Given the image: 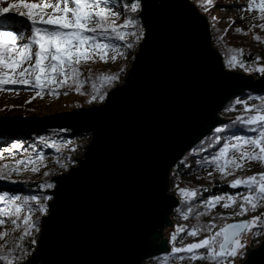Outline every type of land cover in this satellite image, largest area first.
Here are the masks:
<instances>
[{
	"label": "water",
	"instance_id": "95a60500",
	"mask_svg": "<svg viewBox=\"0 0 264 264\" xmlns=\"http://www.w3.org/2000/svg\"><path fill=\"white\" fill-rule=\"evenodd\" d=\"M140 2L144 40L104 104L0 116V132L91 136L76 166L53 179L37 249L24 264H143L168 254L164 231L179 205L169 193L171 170L224 123L218 114L234 97L264 94V75L226 70L207 19L189 0ZM242 264H264V241Z\"/></svg>",
	"mask_w": 264,
	"mask_h": 264
},
{
	"label": "snow or ice",
	"instance_id": "6c2138e0",
	"mask_svg": "<svg viewBox=\"0 0 264 264\" xmlns=\"http://www.w3.org/2000/svg\"><path fill=\"white\" fill-rule=\"evenodd\" d=\"M120 0H39L38 3L28 0H15L0 6V93L15 92L19 95L20 88L34 91L31 103L44 94L59 97L61 89L74 90L78 94H85V86L91 88V100L103 101L107 89L118 80L120 73L101 72L93 75L91 70L87 75L81 68L82 64L99 61L107 64L115 62L126 55L123 48L131 49L144 35L135 16L140 10V0H133L122 4L123 12L116 7ZM213 5V0H203L205 10ZM255 5V9H254ZM246 11L256 10L260 13L259 19L264 21V0H249ZM7 13H14L21 18L17 21ZM123 16L122 23H118ZM213 19H216L215 17ZM235 23L232 21L231 24ZM23 24L22 27L14 25ZM264 30V23L253 25ZM228 30L225 29V33ZM236 33H243L239 27ZM246 34V33H244ZM134 38V39H133ZM223 38V37H221ZM257 41L260 40L256 36ZM110 40L123 42L121 45L110 43ZM244 49L228 48L225 55V65L229 69L237 67L244 71H255L264 74V66L250 67L249 61L244 59ZM260 57H255L258 65ZM123 70L121 69V72ZM259 103H249L253 98H236L234 103L225 111H234L236 105L243 106V114L237 115L231 124L216 127L213 134L207 137V143L201 141V151L215 145H222L210 156L198 161L201 167H213L222 176L235 175L243 170L248 162L264 164V96L258 97ZM240 127L246 132L255 135L231 134L222 137L230 128ZM67 131L61 129L59 132ZM58 135V133H57ZM38 143L44 148L54 149L56 153L62 151V146L71 144L70 140H57L55 137L40 136ZM31 152L26 158L15 159L14 164L0 165V181H11L13 174L20 175L24 171L40 172L44 166V153L37 151L35 144L29 145ZM28 151L20 142L0 151V160L4 159V151L13 154L17 151ZM75 151V149H71ZM193 151H196L194 149ZM59 163V159L57 160ZM63 166V165H62ZM48 172H44L47 177ZM212 173L209 172V176ZM52 183H40L41 192L53 188ZM231 189L242 188L244 192L213 195L201 200L204 212H196L197 219L218 205L225 209L239 204L236 216H243L248 212H255L264 205V173L238 177L228 185ZM181 199L190 204L196 200L202 191L209 189H178ZM51 197L40 193L17 194L9 191H0V264H22L30 255L32 245L36 241L29 239L34 232L39 231L40 216L48 211L47 201ZM193 207L182 212L184 220L193 214ZM39 214V215H38ZM224 219V217H221ZM11 225V227H6ZM19 232L16 236L14 233ZM182 233L189 237H196L207 233L204 239L184 246H173L171 257L184 261H209L210 264H233L246 245L243 237L246 234L259 235L264 233V216H254L251 220H241L237 223H226L218 227L215 221L207 224H196L192 227L178 225L171 234L173 245ZM205 250L201 252L200 250ZM183 253L184 255H180ZM169 255L162 258V264H169ZM175 264V261L172 262Z\"/></svg>",
	"mask_w": 264,
	"mask_h": 264
},
{
	"label": "trees",
	"instance_id": "16d2710c",
	"mask_svg": "<svg viewBox=\"0 0 264 264\" xmlns=\"http://www.w3.org/2000/svg\"><path fill=\"white\" fill-rule=\"evenodd\" d=\"M195 5H198V8H200L204 13H206L209 16V26H210V34H211V41L212 46L214 49H216L223 57V63L227 70L234 71V72H240L246 75H254L257 77L262 76L263 74H260L255 71H244L243 69L237 67L235 69H229L225 65V55L227 54L228 48H236V49H244L246 52V55L244 59L249 61L250 67H256V66H264V30H262L259 27H253V25H259L261 23H264V21L259 19L260 13L258 12V19L259 23L255 21L254 24H245L244 26H239L236 21H234L231 17H221L218 15L211 14V10L216 7H221V5H224L226 7L232 6L234 1L228 2L226 0H213V5L208 7V10H205V6H203V0H190ZM133 2V0H120L119 3L116 4V7L120 9L121 12H123V8L121 7L122 4H128ZM258 2V0H257ZM141 5V2H140ZM196 5V6H197ZM236 5H240V2ZM255 9V5H254ZM256 11V10H254ZM140 13H141V7L138 13L131 14L135 16V18L139 21V26L143 28L144 35L143 37L134 44L133 48L127 49L123 48L126 55L124 57L119 58L117 61L112 62L109 61L107 64L99 61V59H96L95 63H87L82 64L81 68L83 69V72L85 75L88 74V72L91 70L93 75L101 73V72H111V73H120L119 78L117 81L113 83V85L108 88L107 95L103 101L97 99L95 101L91 100V88L88 86H85L83 89L84 93L83 95L78 94L74 90H68V89H61V93L64 91H67V95L61 94L58 98L49 95L45 99L47 100H57L62 99L66 102V110H74V109H80V108H90L94 106H99L105 103L108 94L117 88L118 86L122 85L126 79L127 73L129 72L132 62L134 61V58L136 54L139 51V47L141 43L144 40L145 37V28L141 22L140 19ZM216 19H213V18ZM123 16L121 17V20L118 21V23H122ZM234 21L235 23H230ZM241 28L243 30V33H236L235 28ZM225 29L228 31L225 33ZM246 33V34H244ZM256 36L260 37V40L257 41L255 39ZM223 37V38H221ZM134 39V38H133ZM110 43L121 45L123 47V42L118 40H110ZM260 57V61L258 62V65L254 62L255 57ZM121 69L123 70L121 72ZM251 96L253 98L252 101H249V103H259L258 97L264 96V94H253L249 92H244L236 97H234L229 103H227L219 112L218 116L221 118L224 123L231 124V122L235 119L237 115L243 114V106L242 105H236V108L234 111H225V109L229 106H231L236 98L241 99H248V97ZM39 98V97H37ZM36 98V99H37ZM221 125V126H223ZM12 132H0V151L7 149L11 143L20 142L24 145L25 149H28V151H17L13 154H9L7 151H4V159L0 160V165L3 164H14L15 159H21L26 158L30 154L34 155V153L31 152V149L29 148V145L35 144L37 147V151H42L44 153V166H41L40 172L33 173L31 171H24L20 175L13 174L12 180L18 181L17 183H12L11 181H0V191H9L11 193H17V194H29V193H40L41 195L49 196V193L54 190L55 184L53 182V179L57 176H60L64 173H67L70 169L76 166V160L78 158H81L83 154L85 153V149L87 145L91 141L90 135H85L83 133H72L69 130L64 132H59V130H32V131H19L17 137L9 142V139L7 135ZM58 133V135H57ZM238 134V135H255V133L252 132H246L240 127L236 128H230L225 133H221L222 137H227L231 134ZM213 131L203 138L201 141H205L207 143V137L212 136ZM44 136L48 138L55 137L57 140L63 139V140H70L71 144L62 146V151L60 153H56L54 149L51 148H44L42 145L38 143V137ZM221 144L215 145L214 147L208 148L207 151H201L202 148L201 142L198 143L191 151H189L183 159L176 165L175 168H173L170 172V180H169V193L174 195L178 201L179 205L178 207L173 211L171 215V220L174 224L173 229H166L164 233H168V241L170 244V247L173 246H184L195 240L193 237L187 236L186 233H182L180 238L175 242V245H173V242L171 241V234L174 232L175 228L178 225H186L188 227H192L196 224H207L209 222L215 221V223L219 226L231 223L234 221H240V220H251L254 216H264V205H261L255 212H248L243 216H236L235 213L239 211V204H237L235 207L225 209L222 206L218 205L216 208L212 209L210 212H207L202 217L197 219L195 213L196 212H204V208L201 205V200L207 199L210 196L213 195H221L225 193H232L235 194L236 192H244L245 190L242 188L238 189H231L228 187L231 181L238 177H245V176H251L256 175L260 173H264V164H261L259 162H248L245 164V168L243 170L237 171L235 175H229L227 177L222 176L219 172H217L213 167H201L198 164V161H200L202 158L210 156L211 154L215 153L218 148L222 145ZM75 149V151H72L71 149ZM196 149V151H193ZM59 159V163L57 160ZM63 165V166H62ZM44 172H48L49 175L47 177L44 176ZM209 172L212 173L211 176H209ZM40 183H52L54 185L51 189H46L43 192L40 191L38 188V185ZM179 188H189V189H209V191H202L196 200L192 201L190 204H186L179 194L178 189ZM51 199L47 201V205L51 202ZM193 207L194 212L189 217L188 220H184L182 217V212H186L188 207ZM39 215V214H38ZM48 215V211L46 214L40 216V223H39V231L34 232L33 236L29 239V244L31 242V239H34L36 241L35 245L31 246L30 249V255L25 258L24 261H22V264H24L31 256L34 254V252L37 249V243L41 234L42 229V221L43 219ZM252 215V216H251ZM251 216V217H250ZM221 217H224V219H221ZM6 227H11V225H6ZM14 235L19 236L20 233L16 232ZM207 233H201L198 235L200 239L201 237H205ZM264 240V233H261L259 235L256 234H250V238L248 240L249 243H251L250 246L252 248H257L262 241ZM205 250H201V252H204ZM171 253V252H170ZM170 253L168 254L170 256ZM180 255H184L181 253ZM241 255V254H240ZM165 255L154 257L149 260H147L146 264H162V258ZM247 256V253H246ZM240 257V256H239ZM239 257H237V260L233 262V264L239 263ZM175 261V264H210L209 261H189L185 259L184 261H180L175 259V257L170 256L169 264H172V262ZM144 263V264H145ZM240 262L239 264H241Z\"/></svg>",
	"mask_w": 264,
	"mask_h": 264
},
{
	"label": "rangeland",
	"instance_id": "374dc122",
	"mask_svg": "<svg viewBox=\"0 0 264 264\" xmlns=\"http://www.w3.org/2000/svg\"><path fill=\"white\" fill-rule=\"evenodd\" d=\"M226 1H228V2L234 1V3L232 6H229V7L221 5V7L213 8L211 10L212 11L211 14H213V15L215 14V15H218L221 17H231L234 21L237 22V24L239 26H244L245 24H254L255 21L257 23H259L257 11L253 10V11L249 12V11L243 10L246 8L247 4L249 3V0H226ZM10 2H15V0H0V6H6L7 3H10ZM28 2L38 3L39 0H28ZM239 2H240V5H236ZM197 8H198V5H197ZM198 10L200 11V13L204 17L207 18V20H209V16L206 13H204L200 8ZM13 15H14V13H7V14H5V17H8V16L13 17ZM0 19H3V18H0ZM14 26H16V25H14ZM230 72H234V71H230ZM236 73H240V72H236ZM241 74H243V73H241ZM252 76H254V75H252ZM254 77L258 78L257 76H254ZM18 87L20 88L19 95L15 94V92H2V93H0V116H7V117L19 116L22 118H24V117L25 118L44 117L47 115H53V114L73 111V110H66V107H67L65 105L66 102L62 99H57L55 101L48 100V99L46 100L45 98L49 96L48 94H44L42 99L37 98V99H33L31 103H26V101L32 99V97L35 95V93H34V91H32L30 89H25L23 86H18ZM74 110H76V109H74ZM17 135H18V132L9 133L7 135L9 142L14 140L17 137ZM164 234H166V233H164ZM167 237H168V233H167V236H164V238H167ZM193 238H195V240H193L189 244L201 240L200 237H198V236L193 237ZM201 238L204 239L203 237H201ZM249 238H250V235L246 234L243 237V240L245 242V245H247L250 250H253L252 246H250L251 243L248 242ZM247 252L249 253V251H246V247H245V249L242 250L241 255H239L240 257L238 256L239 257V263L243 262L246 259V253ZM236 260H237V258H234L233 262ZM234 263H236V262H234Z\"/></svg>",
	"mask_w": 264,
	"mask_h": 264
},
{
	"label": "bare ground",
	"instance_id": "6f19581e",
	"mask_svg": "<svg viewBox=\"0 0 264 264\" xmlns=\"http://www.w3.org/2000/svg\"><path fill=\"white\" fill-rule=\"evenodd\" d=\"M14 27H16V26H14ZM200 142H201V141H200ZM200 142H199V143H200ZM196 145H197V144H196ZM196 145H195V146H196ZM195 146H194V147H195ZM194 147H193V148H194Z\"/></svg>",
	"mask_w": 264,
	"mask_h": 264
}]
</instances>
